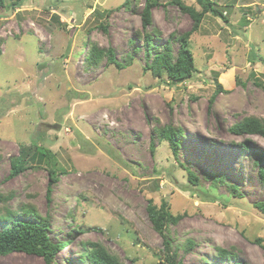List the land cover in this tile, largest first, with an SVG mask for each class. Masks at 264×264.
Listing matches in <instances>:
<instances>
[{
  "label": "rangeland",
  "instance_id": "obj_1",
  "mask_svg": "<svg viewBox=\"0 0 264 264\" xmlns=\"http://www.w3.org/2000/svg\"><path fill=\"white\" fill-rule=\"evenodd\" d=\"M126 1L7 0L0 8V193L11 196L0 204V232L11 225L2 216L32 208L49 217L54 242L73 240L55 264H89L82 253L90 243L123 264H168L147 212L150 200L159 207L167 201L174 215H183L170 227L177 261L264 264L257 243L264 245V211L257 206L264 203L258 165L264 138L230 131L243 118L264 120V0H215L228 22L206 14L189 44L197 70L178 85L145 70L139 35L147 0L117 10ZM159 1L152 9L160 32L155 40L172 41L177 54L175 39L191 31L194 20L171 0ZM183 1L203 10L197 0ZM109 10L104 32L98 27L103 17L94 13ZM92 44L112 48L126 69L107 57L88 66ZM218 84L223 92L215 97ZM169 125L185 133L178 158L157 132ZM246 141L250 150L240 146ZM33 145L55 153L65 173L51 203L43 162L9 178L11 159ZM182 164L199 178L196 186ZM219 249L235 260H223ZM0 264L47 263L13 253L0 256Z\"/></svg>",
  "mask_w": 264,
  "mask_h": 264
},
{
  "label": "trees",
  "instance_id": "obj_2",
  "mask_svg": "<svg viewBox=\"0 0 264 264\" xmlns=\"http://www.w3.org/2000/svg\"><path fill=\"white\" fill-rule=\"evenodd\" d=\"M21 2V0H18ZM199 5L203 8L201 12L197 11L194 7H188L185 5L183 0H171V3L178 6L179 9L189 14L194 20V25L191 31L183 34L182 36L175 39L176 42L180 44L177 54L172 50V41H168L164 45H159L156 42L155 37L160 35V32L154 28L152 9L156 6H160L159 0H147V4L144 7L142 13V23L144 28V34L139 35L142 38L143 46L145 49V59L147 61L145 70L151 71L152 74L158 78L167 77L169 84L178 85L191 79L193 74L196 72V62L194 55L189 47L190 38L192 34L199 30L202 20L205 18L206 14L211 13L216 17L223 19L228 22L227 17L219 9L218 3L215 0H197ZM21 4V3H20ZM132 2L127 0L121 7L131 8ZM9 4L7 0H0V8L8 7ZM113 10L105 11L103 15L99 11L94 13L95 16L103 17L102 20H98V27L104 32L108 31V25L106 20ZM105 21V22H104ZM151 28V31H147V28ZM134 43V42H133ZM140 51L139 48L135 49ZM0 51V56H1ZM107 57L108 63L110 65H115L118 69H126V65L121 64L115 55L112 48L102 49L95 44L91 45L89 49L85 62L88 66H96L102 61L103 58ZM223 92V87L218 84V90L215 97ZM230 131L233 135L247 138L251 136H259L264 138V120L256 117L243 118L242 121L234 124ZM161 139L166 140L173 154L176 158L179 157V151L182 147L181 138L184 136V130L181 127L166 126L163 129H158ZM249 142L240 143V146L244 150H250L248 145ZM27 152L14 157L11 159V173L9 178H15L20 174L24 173L26 170L34 168L33 162L39 160L43 162L50 172V181L48 185V201L51 203V196L53 193L54 185L59 181L61 174H65L64 171L60 170L59 162L51 150L39 146L33 145ZM33 152V154H32ZM259 175L264 185V154L259 156ZM185 170L188 172L189 182L196 186L199 183V178L192 171L189 166L182 164ZM214 178V182L217 184H227L224 177H218L211 174ZM232 192L236 197L241 198L240 193L236 185H229ZM11 196H5L0 193V204L5 206L10 200ZM262 211H264V203L257 205ZM147 212L149 219L152 223L153 229L158 233L164 243V253L166 256V263L168 264H183L181 261L176 259V248L174 246V241L171 238L170 227L176 225L180 220H182L183 215H174L169 207L167 201H163L161 206L154 204L150 200ZM2 219H8L11 221V225L1 230L0 232V256H6L13 253H25L28 255H34L42 258L47 264H55V258L58 252L65 248L67 245L73 242L72 239H68L63 242H54L51 238V223L49 217L40 216L35 209L25 208L21 215L11 213L6 214L1 217ZM82 233V232H81ZM257 243L263 248L262 239H258ZM92 249H87L82 253V256L89 264H123L119 257L115 254L110 253L101 244H92ZM194 246L193 241H189L186 245L187 250H191ZM218 255L223 260H235L234 255L223 249H219ZM208 263V260H205ZM244 264V263H238Z\"/></svg>",
  "mask_w": 264,
  "mask_h": 264
}]
</instances>
